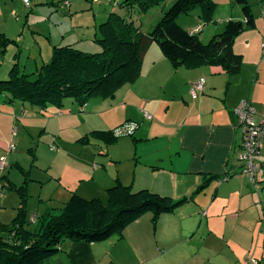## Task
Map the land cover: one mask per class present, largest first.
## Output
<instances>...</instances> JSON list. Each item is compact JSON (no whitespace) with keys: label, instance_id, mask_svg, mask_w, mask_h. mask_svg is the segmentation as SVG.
<instances>
[{"label":"crops","instance_id":"obj_1","mask_svg":"<svg viewBox=\"0 0 264 264\" xmlns=\"http://www.w3.org/2000/svg\"><path fill=\"white\" fill-rule=\"evenodd\" d=\"M2 2L0 32L5 33L0 37L10 45V16L5 15L11 0ZM226 2L229 9L222 25L210 26L206 33L203 26L197 35H214L230 19L244 21L240 8L232 0ZM249 37L244 36V41ZM257 37L260 42L264 36ZM11 42L18 45L15 39ZM263 61L253 73L242 75V69L230 75L221 66L203 63L175 69L151 45L138 80L119 89L113 100L102 99L93 106L95 114L111 111L103 118L106 125L100 123L96 130H113L125 122L137 124L131 172L120 165H101L107 171L103 186L111 188L120 181L133 191L147 189L174 201H188L156 218L143 215L122 234L104 241L65 240L58 255L39 264H249L250 259L260 260L264 254V139L256 159L263 171L253 184L242 174L243 164L237 158L242 133L234 109L247 100L260 122ZM44 64L35 61L33 72ZM200 78L205 79V87L194 99L190 88ZM91 103L86 106L89 110ZM84 112L85 108L82 116ZM102 144L106 155L108 145ZM94 168L95 176L99 175L98 166Z\"/></svg>","mask_w":264,"mask_h":264},{"label":"rangeland","instance_id":"obj_2","mask_svg":"<svg viewBox=\"0 0 264 264\" xmlns=\"http://www.w3.org/2000/svg\"><path fill=\"white\" fill-rule=\"evenodd\" d=\"M2 1L4 5L8 0ZM174 2L167 0L145 11L138 2L130 0H29V5L24 0H11L5 15L10 16L7 37L11 44L0 37V78L7 80L15 67L19 74H30L35 61L49 63L54 46L70 45L85 53H100L104 45L99 40L105 38L109 25L120 21L117 16L147 34ZM212 2L215 6L209 18L205 17L202 7L197 6L180 15L178 25H185L188 32L201 25L205 33L210 26L222 25L228 4L226 0ZM248 2L256 19L255 29L244 32L243 37L238 36L240 39L237 37L233 45L236 54L251 51L246 56L242 54L241 75L253 73L257 63L264 60V37L260 42L257 39L258 34L264 36L261 33L264 32V1ZM223 28L216 33H221ZM4 33L0 32V36ZM212 35L197 36L206 44ZM244 36L250 37L244 41ZM14 39L19 46L11 42ZM151 45L159 50L156 42ZM263 67L264 61L261 69ZM6 94L9 95L8 92L0 93V158H4L5 165L0 170V223H12L20 211H24L30 221L39 218L47 209H61L71 191L84 199H100L106 204V189L110 186H103L105 168L110 164L120 165L123 171L130 173L134 150L131 149L132 136L127 135L108 145L106 155L101 141L94 138L85 143L81 141L100 123L106 125L103 118L111 111L95 114L93 109L103 100H91L90 110L86 108L88 104L79 107L73 98L64 99L62 106L46 108L19 99L8 102ZM84 108L86 115L82 116ZM94 166H98L101 175L95 176ZM22 186L25 196H20L16 190ZM260 264H264V258L260 259Z\"/></svg>","mask_w":264,"mask_h":264},{"label":"trees","instance_id":"obj_3","mask_svg":"<svg viewBox=\"0 0 264 264\" xmlns=\"http://www.w3.org/2000/svg\"><path fill=\"white\" fill-rule=\"evenodd\" d=\"M136 1L148 11L167 0ZM240 8L244 21L230 19L221 33L214 34L203 43L197 34L179 26L177 19L190 9L200 6L206 18L214 9L212 0H175L155 27L147 34L120 21L109 25L100 53H85L74 46H54L51 61L31 74H19L13 68L7 80L0 81V93L8 92V102L28 101L32 105L62 106L63 100L73 98L79 107L92 99L113 98L116 92L138 80L144 57L156 42L164 57L175 68L193 67L203 63L221 66L228 74L241 71L242 56L233 51L238 36L255 29V17L248 0H232ZM119 127L94 130L81 138L87 142L94 138L106 145L117 142ZM136 124V123H135ZM137 125V124H136ZM134 135H132L133 137ZM25 196V187L16 188ZM108 201L87 200L73 192L61 209H47L33 222L20 211L10 224L0 223V264H39L58 255L65 240L100 242L122 234L143 215L156 217L172 213L188 201H174L171 197L147 189L133 191L120 181L107 190ZM261 258H264V254ZM249 264H260L250 259Z\"/></svg>","mask_w":264,"mask_h":264},{"label":"built area","instance_id":"obj_4","mask_svg":"<svg viewBox=\"0 0 264 264\" xmlns=\"http://www.w3.org/2000/svg\"><path fill=\"white\" fill-rule=\"evenodd\" d=\"M24 3L29 5V0H24ZM202 29L203 26H199L193 30L191 34H198ZM205 83V79L200 78L192 84L190 94L194 99H196L198 94L203 91ZM255 114V109L247 100L241 101L234 109V116L242 133V142L237 158L243 164L242 174L253 184L257 183L256 178L263 171L256 159L264 139V114L261 116L260 122L255 120ZM145 118L150 120L151 116L145 114ZM136 128L137 125L135 123H127L117 129L115 135L119 137L123 135L132 136L134 135ZM51 149L54 150L53 147ZM4 168V158H0V170H3ZM32 221H34V219Z\"/></svg>","mask_w":264,"mask_h":264}]
</instances>
